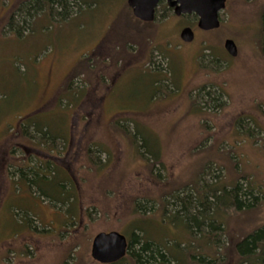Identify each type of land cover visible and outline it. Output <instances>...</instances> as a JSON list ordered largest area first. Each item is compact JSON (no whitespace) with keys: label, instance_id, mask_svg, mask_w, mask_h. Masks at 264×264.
<instances>
[{"label":"rangeland","instance_id":"1","mask_svg":"<svg viewBox=\"0 0 264 264\" xmlns=\"http://www.w3.org/2000/svg\"><path fill=\"white\" fill-rule=\"evenodd\" d=\"M44 1L30 18L29 0H0V264H101L92 258L95 237L135 229L174 255L191 236L168 218L181 208L174 199L194 195L183 188L196 179L203 188L240 180L257 197L250 211L229 208L216 232L192 234H211L209 264H235L233 243L264 225V0H227L220 28H197L192 43L180 35L198 16L178 17L165 4L143 22L128 0H68L74 5L59 10ZM30 116L48 125L54 151L32 127L22 137ZM123 128L160 151L153 174ZM28 160L51 161L57 185L71 181L76 218L14 183L20 176L8 175L9 164Z\"/></svg>","mask_w":264,"mask_h":264},{"label":"trees","instance_id":"2","mask_svg":"<svg viewBox=\"0 0 264 264\" xmlns=\"http://www.w3.org/2000/svg\"><path fill=\"white\" fill-rule=\"evenodd\" d=\"M43 4L44 7H46L47 4L48 6L56 5V10H59V7H64L65 9L74 5L73 3L70 5L68 0H47V4L46 1H44ZM83 4L84 2L81 0L80 6ZM37 5L38 0H29L28 7L26 8L25 12L30 18H32L37 13L38 9L41 8V6L38 7ZM59 14L63 15L64 13L61 12ZM30 18L24 19L23 23L27 24L30 22ZM260 33V43L262 46H264V21H262V29ZM155 86L161 87L157 84H155ZM121 121L122 120L117 121V124ZM29 127H32L35 131V134L39 136L40 145H44L51 151H54L53 139L55 137L47 128L48 125L40 123L30 116L20 124L22 137L25 138L28 136L27 128ZM122 133L127 135L129 143L133 141L137 143L140 156H145L150 159L146 162L151 166V172L153 174L152 169L155 168L157 164H162L160 162V151L153 153L147 149L144 138L141 137L137 131L128 135L126 130L123 128ZM23 161L25 162V159ZM41 163L36 164L35 167L30 165L29 160L22 165H18V163H11L7 169L8 175H10L12 170L15 171L16 174L20 176L18 181H14L16 185H21L24 188H28L31 192H34V194L50 203L57 204L61 207L69 206V208L65 209L64 211L65 215L67 217L70 216V219L76 218L77 211L73 208L76 198H74V196L71 194L70 188H66L68 184L71 185V181L69 183V180L66 179L63 181V184L57 185L54 180V177L57 176V173L54 174L52 171H50L53 163L49 160ZM52 169H54V165ZM185 188H191V191L194 192L195 196L193 195L191 199L189 197L186 199H174L176 207L179 208L181 205V208L174 212L173 215H170L168 219L178 218L188 225V230L190 232L189 236H191L189 242L190 246L181 247L173 255L170 253L166 244L157 240V243H155V240L149 237L147 233H144L142 230L135 229L131 232L130 237L126 236L129 242V247L127 255L121 261H130L133 264H171L170 259L172 257L173 259H176L175 261L178 263L188 262V264H205V262H207V264H209L206 251L210 248L213 254L217 253V250H215V247L212 244L213 242H209L211 239V234H205L204 236L200 237H192V234H194L193 232L196 230V232H199L200 229L205 226L213 230V232H216L219 228H221L220 226H222V222H217L224 219V216L226 215L229 208L232 207L237 211H250L256 206L255 202L257 201V197L253 195L251 190H245L241 185L240 180L234 184H222L220 180V182L215 183L214 185L203 188L198 185V180L196 179L191 184H186L183 189ZM180 189L181 188H178L168 193L170 194L168 197H176V193H179ZM209 194L213 199L208 200V197L210 196ZM195 202H200V206H197ZM134 205L135 212H137L138 206L136 203H134ZM194 205H196L195 207L199 209V214L192 213V209L196 210ZM160 208L161 211L165 210V204L163 202H161ZM179 214H182V216ZM168 219H164L163 221L167 222ZM32 220H34V218H26L28 227L30 226ZM202 240L206 242V245L202 246L198 243ZM233 246L237 257L235 264H264V225L258 226L250 233L236 240L233 243ZM176 254L179 255V257L184 258V261L182 260L181 262V259ZM114 264H120V262Z\"/></svg>","mask_w":264,"mask_h":264},{"label":"water","instance_id":"3","mask_svg":"<svg viewBox=\"0 0 264 264\" xmlns=\"http://www.w3.org/2000/svg\"><path fill=\"white\" fill-rule=\"evenodd\" d=\"M161 1H166L178 17L193 14L198 16V28L204 31L220 28V14L227 4V0H128V5L137 19L154 22L156 9ZM180 37L183 42L192 43L195 33L191 27H187L181 31ZM224 48L232 57L237 56L238 48L234 40H225ZM128 247L125 235L118 232L101 233L93 241L92 257L101 264H113L127 255Z\"/></svg>","mask_w":264,"mask_h":264},{"label":"flooded vegetation","instance_id":"4","mask_svg":"<svg viewBox=\"0 0 264 264\" xmlns=\"http://www.w3.org/2000/svg\"><path fill=\"white\" fill-rule=\"evenodd\" d=\"M164 4L167 6L166 8H169V6H168V4H167L166 1H161L160 4H159V6H158V8L156 9V13H157V11H158V9H159L160 7L165 6ZM169 9L172 10L171 8H169ZM188 27H191V28L193 29V31H194V33H195V38H196L197 28H198V21L196 22V26H195V25H191V26H188ZM185 28H187V27H185ZM198 29H199V28H198ZM200 30H201V29H200Z\"/></svg>","mask_w":264,"mask_h":264}]
</instances>
